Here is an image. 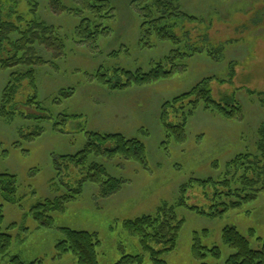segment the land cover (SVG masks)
I'll list each match as a JSON object with an SVG mask.
<instances>
[{
	"label": "rangeland",
	"instance_id": "1",
	"mask_svg": "<svg viewBox=\"0 0 264 264\" xmlns=\"http://www.w3.org/2000/svg\"><path fill=\"white\" fill-rule=\"evenodd\" d=\"M169 1L174 30L181 37L180 46L188 53L182 61L185 68L170 78L141 84L131 77L127 79L121 71L116 73V68L147 72L154 62L167 56L172 45L166 40H151L148 47L141 45V19L133 0H110L116 14L111 31L93 39L81 38L75 30L82 16L53 11L45 0L40 1L39 16L59 28L67 50L62 59L52 64L51 54L39 48V54L51 62L35 68L38 100L44 110L35 104L24 105L32 90L27 83V89L20 90L14 101L18 112L30 111L48 118L36 121L15 115L8 122L0 117V174L16 176L17 194L21 197L20 202L9 203L0 195L3 229L13 238L0 264H13L9 261L13 254L25 263L79 264L70 251L56 248L62 237L60 227L95 232L99 264H114L124 254L139 253L144 257L141 264H152L138 237L127 232L123 222L155 214L160 204L172 203L179 197L183 183L217 179L222 176L224 164L237 153L255 152L257 130L264 124V0ZM66 4L74 5L70 0ZM14 10L15 14L26 11V1L17 0ZM13 18L14 13L10 14ZM11 71L0 67V96ZM203 78H210L211 94L216 100L236 94L243 119L227 120L200 105L188 117L184 141H164L159 119L162 105ZM126 79L121 88L108 87ZM61 88H72L73 94L57 97ZM64 115L68 116L61 121ZM170 117L174 123L180 120L173 113ZM37 126L43 128L42 133L25 140L23 135L34 133ZM87 131L120 132L142 140L146 161L91 156L109 175L122 179L121 187L104 197L97 185L84 183L82 192L63 211L52 212V227L39 226L34 215L37 202L66 193L67 187L75 188L82 178L79 169L59 156L77 153L87 139ZM54 158L59 160L58 170ZM52 178L56 184H51ZM209 190L192 182L185 194L187 205L207 210L211 202L204 195ZM176 212L183 219L176 246L161 255L169 264L217 263L209 254L203 260L194 256V233L202 245L221 248L219 264H225L230 253L221 240L224 226H236L253 247L260 244L257 237H264V190L254 200L220 216L201 215L186 206L178 207ZM11 223L16 226L6 228Z\"/></svg>",
	"mask_w": 264,
	"mask_h": 264
},
{
	"label": "trees",
	"instance_id": "2",
	"mask_svg": "<svg viewBox=\"0 0 264 264\" xmlns=\"http://www.w3.org/2000/svg\"><path fill=\"white\" fill-rule=\"evenodd\" d=\"M27 10L15 14L17 0H0V67L4 70H12L9 80L4 86L0 96V117L11 122L15 115L22 119H34L39 121L48 118L44 114H26L18 112L15 98L20 90L30 88V93L25 97L24 105L35 104L39 110H44L38 100L36 67L51 63L40 54L39 48H43L51 54L53 60L62 59L66 55L67 44L60 33L59 28L46 23L39 16L40 1L25 0ZM48 7L56 12H67L82 16L75 30L81 38L93 39L100 34L111 31V23L115 18V7L110 0H76L80 1L68 6L64 0H45ZM137 15L141 19L139 25L140 42L143 47L150 46L155 40H166L172 45L167 56L154 62L149 71L137 69L135 72L118 67L115 72L121 71L128 79L131 77L137 84L148 83L151 80H162L172 77L184 70L182 61L185 48L180 46L181 37L174 30V12L169 0H133ZM7 7V8H5ZM14 18L10 19V14ZM191 21L196 17L188 16ZM187 31V30H186ZM189 34V32L187 31ZM185 36V35H184ZM152 40V42H151ZM83 41V40H82ZM195 51V48L193 49ZM191 53V52H190ZM23 69H20V68ZM125 82L117 81L108 87L121 88ZM210 79V78H209ZM208 78L201 79L188 91L179 94L170 101L164 102L160 112V123L164 131V141L182 142L185 139V127L188 117L194 113L200 105L204 109L214 112L221 117L239 121L243 119V108L236 98L235 93L225 95L216 100L212 97ZM73 94L72 88H61L57 97L67 98ZM264 104V100H262ZM178 116L176 123L171 120L170 114ZM68 115L62 116L64 121ZM43 131L37 126L34 133L23 135L25 140H33ZM87 139L83 147L75 154H61L59 159L66 160L79 169L83 175L75 188L67 187L66 193L54 198H46L34 206L35 219L39 226L52 227V212L63 211L68 202L75 199L83 189V184L90 182L98 186L100 194L107 197L116 192L122 185L121 178L109 175L102 164L91 159V156H104L113 158L116 156L137 162L146 161V145L138 138H128L120 132L100 133L87 131ZM259 142L255 152L237 153L224 164L222 176L217 179H199L183 183L179 187V197L174 202H163L155 214H146L128 219L123 222V227L131 235L137 236L143 251H145L152 264H169L161 255L172 251L176 246L179 231L183 219L177 215V208L186 206L198 214L216 217L229 209H234L243 203L250 202L257 194L264 190V124L257 130ZM15 143V142H14ZM55 169L58 170L59 160L53 159ZM55 183L54 178L51 184ZM193 183L201 187H210L209 197L211 204L208 209L198 205H187L185 194ZM55 187V185H54ZM17 179L14 174H0V195L9 203H18L21 197L17 194ZM57 190H59L57 188ZM207 192V191H206ZM4 215L0 204V257L9 251L12 236L3 229ZM16 226L11 223L6 228ZM5 228V229H6ZM62 237L56 244L60 252L70 251L79 264H99L96 245L99 243L97 234L86 230L60 227ZM252 234V230L249 231ZM221 240L230 253L224 260L225 264H264V237H257L260 243L253 247L247 236L241 233L236 226L226 225L221 231ZM156 246L160 247L157 248ZM192 251L196 258L203 260L209 254L215 259H221L222 250L219 246L207 247L201 244L197 233L193 235ZM143 254H124L114 264H141ZM9 261L13 264L25 263L18 254L10 255ZM201 264H207L201 262Z\"/></svg>",
	"mask_w": 264,
	"mask_h": 264
}]
</instances>
